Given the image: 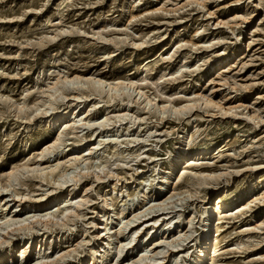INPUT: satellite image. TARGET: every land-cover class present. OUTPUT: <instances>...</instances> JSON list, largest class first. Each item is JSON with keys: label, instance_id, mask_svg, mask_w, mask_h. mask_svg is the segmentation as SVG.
I'll return each instance as SVG.
<instances>
[{"label": "rangeland", "instance_id": "rangeland-1", "mask_svg": "<svg viewBox=\"0 0 264 264\" xmlns=\"http://www.w3.org/2000/svg\"><path fill=\"white\" fill-rule=\"evenodd\" d=\"M76 79L137 81L156 107L96 93L87 83L68 86L57 111L88 112L79 130L68 129L50 149L57 129L41 113H54L51 87ZM191 104L190 112L173 110ZM206 147L188 168L177 158ZM88 150L77 166L50 173L58 159ZM26 167L8 187L9 175ZM76 173L87 176L70 181ZM196 174L219 178L196 195ZM167 177L169 189L155 201ZM73 189L72 201L47 212L59 216L84 200L78 216L36 223L47 212L35 203ZM0 191V229L10 217L3 196L39 208L12 204L15 214L37 217L33 230L9 237L3 254L34 238L31 257L43 258L40 264H92V255L96 264H133L143 255L150 257L144 264H191L201 249L205 199L221 198L228 208L209 222L206 255L216 248V264H264V0H0ZM170 196L166 210L156 209ZM135 216L141 219L126 228ZM164 227L178 242L179 231L189 238L169 247ZM42 239L55 247L39 252Z\"/></svg>", "mask_w": 264, "mask_h": 264}, {"label": "bare ground", "instance_id": "bare-ground-1", "mask_svg": "<svg viewBox=\"0 0 264 264\" xmlns=\"http://www.w3.org/2000/svg\"><path fill=\"white\" fill-rule=\"evenodd\" d=\"M83 83H87L89 85H91V87L93 88V90L96 93L99 94H107L108 96L110 95H115V96H123L124 94H126L129 98V100L132 97H135L136 99H139L140 101L142 99L147 100V103L150 107H156V99H150L145 98L146 95L144 94L143 90L141 87L140 91H137V87H138V82L137 81H133L131 79H128L127 82H103L101 80H94V79H76V80H72V81H61L59 80L57 82V84L53 87H51V94L49 96V102L47 104L48 107H50V111L54 112L52 115H49V112H42L41 113V119H46L45 123L47 125L50 126H54L57 129V138L55 139V143L51 146L50 149H53L54 147H56L57 145H59L62 140L64 139L63 137L66 135V131L70 128L74 129V130H79L81 128V126L83 125L81 122H83L81 119H79V117L81 115H86L87 114V110H85L83 113L79 112L78 108L73 109L71 111H62V112H58L57 108H56V102L58 100H64V96L62 91L66 90L68 88V86H74V85H80ZM79 99V97L77 98ZM198 99V98H197ZM201 100L205 103V105H212L220 110L226 111V114L228 113H232L233 108L229 107L227 108L224 103H218L216 101H214L211 96L210 97H206V96H201ZM202 103V102H201ZM46 105V104H45ZM196 104H191V105H186L184 107H182L181 109L177 110L174 109L173 110L175 112H190L192 111V109L195 107ZM171 106L169 105L168 107H164L165 108V112L169 110ZM44 122V121H43ZM90 123V122H88ZM84 125H86V123H84ZM88 125V124H87ZM84 140V139H83ZM76 149V148H75ZM210 148L206 147V148H202L199 151H197V153H195V155H193L191 158H187V157H177V158H181V159H185V163L187 165V168L190 167L192 164L198 163L205 155L208 154ZM49 150H46L42 153V157H45L47 155ZM90 153L83 155V156H79V155H74V154H70L71 157L75 156L73 158H67V156H65V158L67 159L66 161H61L60 159H58L57 164L50 166L49 168H51L50 173L53 174L57 169L61 168L62 166L65 165H76L78 163H80L81 160H83L86 156H88L89 154H92L93 150H88ZM186 155V154H185ZM176 159V158H175ZM184 164V163H183ZM179 165V160H175L174 163L172 164V171H171V175L174 176L175 172L177 171ZM77 166V165H76ZM74 166V167H76ZM48 168V169H49ZM36 169H33L32 171H35ZM29 168H23L22 171H13L8 178V182L7 185L8 187H12L13 183H15L18 180V177L20 175H22L23 172H28ZM101 172V171H100ZM103 172V171H102ZM83 176L86 177L87 174L81 175L80 173H76V175L74 177H69L70 181H75L77 182L78 177ZM181 176H177L175 179H181ZM195 186L196 188H194L195 194L198 195L200 193V190L203 187H206L209 183V181H213L215 179H218L219 177L217 176H212V175H200V174H196L195 175ZM97 178H99V176L97 175ZM101 178V177H100ZM99 178V179H100ZM170 177H167L161 185V189L155 199V201L160 200L159 197L162 196V193L164 192L165 189H169V184H170ZM61 183L62 186H65L68 181H66L64 179V177H61ZM60 183V184H61ZM117 187V184L115 185V188ZM128 185H126L125 188H127ZM255 187V186H254ZM114 188V189H115ZM256 188V187H255ZM2 190H4L3 192L6 191L5 188L1 187ZM172 190V188H171ZM3 192L0 191V194H2ZM74 192L75 189H73L71 192L69 193H59L56 196H52V197H48L46 199V201L44 203H35L36 205L38 204L39 208H46L43 212H47L50 209L54 208L55 206H61L63 204H66L69 200H73L74 197ZM155 196V195H154ZM153 196V197H154ZM77 197V196H76ZM174 196H170L169 198H167L165 201L161 202L158 204V206L156 207V209L159 210H166L167 206L169 205V201L173 198ZM189 198H193L192 194H189ZM212 199H205V202L203 204V210H202V217L204 218V229L203 232L201 233V235H199L197 242L200 245V251H197L196 255L193 257L192 259V263L191 264H216V259H217V251L216 248L213 251V255L212 253H210L209 255H212L209 258V255H206V251L207 248L210 247L209 242V236H210V232H208V227H209V222L211 221V218L214 214H220V215H225L226 214V208H228V202H226L225 200L219 198L218 199V203H213L211 204ZM84 200L80 201V202H75L74 207L73 208H69V207H64L62 214H59V216H56L54 214L51 213H46V214H41L39 216V220L36 221V223L38 224H44L43 226L48 227L49 224H52L53 221L58 220L61 218L62 221H64L65 219L70 218L71 216H78L79 211L78 209H80V207L83 205ZM107 203V202H106ZM1 204H3V207H5V210L8 211L7 213V217H9L5 222H4V226L0 229L2 230V232L0 233V248H3L5 245H11L13 242H10L11 240H9L12 237L15 236L14 234L16 233H20V232H26V231H31L33 230V220L34 218L37 217L36 216H26L25 218H23L22 216H19L18 214H15V212H12L10 207L13 204V208L17 207L18 209L21 208V211L24 210L25 208L28 209H36L38 207H36V205H32L31 203L28 204L25 200H21V201H15L14 198H12L11 196H3L2 200H1ZM107 205H105L104 210L106 209ZM38 208V209H39ZM154 209V208H153ZM217 210V212L215 211ZM32 212V211H31ZM6 217V218H7ZM43 219V220H42ZM44 219L46 220V222H42L44 221ZM141 218L139 216H135L133 221H129V223L126 225V228H128V226H130L132 223H135L136 221L140 220ZM160 220H156L154 223L155 225H157L159 223ZM56 224V223H55ZM172 223H168L166 224L165 227L171 225ZM33 226V227H32ZM42 226V225H41ZM63 226H66L65 224H63ZM16 227V228H15ZM36 227V226H35ZM165 227L163 228L162 231H165V233L162 236V239H164L163 243H167V245L169 247H172L174 249L178 248L180 246V242H185L189 237L186 235V233H183L182 231H179L180 236L182 237L184 236V238L182 237V239H180V241H176L175 239L177 237L172 236V233H169L170 227H168V229ZM14 228V229H12ZM10 229H12L11 231H9ZM4 232H7L6 235H3ZM184 234V235H183ZM10 237V238H9ZM172 241L167 242L168 239H170ZM178 239V238H177ZM34 238H31L32 244H29L27 247H23L22 249H20L18 251V253L14 254V249L13 247H11L10 251L6 252L5 254H3V250L0 251V264H15L19 259L21 262L25 261V263H21V264H40L41 261H43V258L41 259H37V260H32L31 257V252H32V245H34ZM52 241V242H51ZM50 239H46V240H40V245H39V252H41L42 250H50L53 247H55L53 240ZM166 241V242H165ZM61 242V241H60ZM38 245V243L36 244ZM158 245V244H157ZM151 251V250H150ZM211 252H212V244H211ZM158 253V252H157ZM159 255L161 253H158ZM158 254H155L158 256ZM173 253H171L172 255ZM154 255V254H153ZM156 257V256H154ZM153 257V258H154ZM93 258V263L92 264H96V259H95V255H92ZM150 260V257H145L143 255V257H140L139 260H137L135 263L133 264H144L146 261ZM153 260V259H151ZM42 264H45V262H43Z\"/></svg>", "mask_w": 264, "mask_h": 264}]
</instances>
